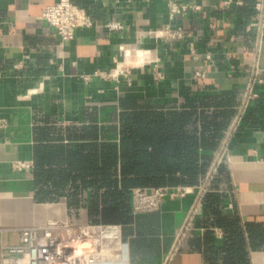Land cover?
<instances>
[{
  "label": "crops",
  "instance_id": "1",
  "mask_svg": "<svg viewBox=\"0 0 264 264\" xmlns=\"http://www.w3.org/2000/svg\"><path fill=\"white\" fill-rule=\"evenodd\" d=\"M56 1L0 0V256L21 228L102 223L88 214L103 208L120 98L179 107L198 91L234 111L207 173L151 212L133 214L130 194L129 213L102 223L122 231L108 264H264V0H181L199 8L173 20L168 0H71L93 25L64 43L39 19ZM168 24L185 37L147 35ZM120 45L149 51L129 83L99 75L114 72Z\"/></svg>",
  "mask_w": 264,
  "mask_h": 264
},
{
  "label": "trees",
  "instance_id": "2",
  "mask_svg": "<svg viewBox=\"0 0 264 264\" xmlns=\"http://www.w3.org/2000/svg\"><path fill=\"white\" fill-rule=\"evenodd\" d=\"M216 98L210 92H188L179 107L120 98V139L108 146L110 171L99 184L105 188L103 208L98 210L93 203L88 217L117 223L129 213L134 188L196 185L207 173L234 114L228 103Z\"/></svg>",
  "mask_w": 264,
  "mask_h": 264
},
{
  "label": "built area",
  "instance_id": "3",
  "mask_svg": "<svg viewBox=\"0 0 264 264\" xmlns=\"http://www.w3.org/2000/svg\"><path fill=\"white\" fill-rule=\"evenodd\" d=\"M225 4H230V1H226ZM198 8L195 4H184L181 0H168L170 20L188 10ZM39 19L54 28L63 43L72 40L79 28L93 25V20L85 9L75 5L71 0H57L46 6ZM105 27L110 31H118L123 29V24L109 21ZM147 35L162 40H182L185 37L181 27H173L170 24L148 32ZM118 50L119 59L116 60L114 72L99 75L116 79L122 76L129 83L130 70L135 66L149 63L146 59L149 51L125 45H120ZM130 51L135 53L131 59L136 58L138 62H127ZM191 53L196 58L194 50H191ZM204 57L210 63L213 61L210 54ZM156 77L161 78V74L157 73ZM84 79L88 80L89 77L85 76ZM184 191V188L169 187L134 188L131 191V211L137 215L157 210L166 196L181 195ZM121 250L122 231L118 224L72 225L50 220L44 225L21 228L19 244L2 250L0 264H108L120 261Z\"/></svg>",
  "mask_w": 264,
  "mask_h": 264
},
{
  "label": "bare ground",
  "instance_id": "4",
  "mask_svg": "<svg viewBox=\"0 0 264 264\" xmlns=\"http://www.w3.org/2000/svg\"><path fill=\"white\" fill-rule=\"evenodd\" d=\"M129 55H130V58L127 60V62H130V61H134V62H138V60L135 58L134 60H132L131 58L133 57V56H135V53L134 52H129Z\"/></svg>",
  "mask_w": 264,
  "mask_h": 264
}]
</instances>
